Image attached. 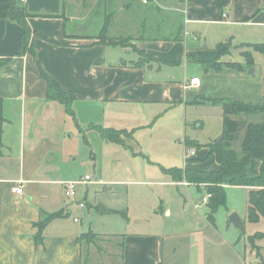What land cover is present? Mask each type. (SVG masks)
<instances>
[{"label":"crops","instance_id":"0c3cea01","mask_svg":"<svg viewBox=\"0 0 264 264\" xmlns=\"http://www.w3.org/2000/svg\"><path fill=\"white\" fill-rule=\"evenodd\" d=\"M18 1L31 14L28 23L33 31L31 43L36 58L73 98V115L63 103L45 97L46 83L30 54L14 56L0 68L5 118L0 146V264H264V243L255 241L261 255L258 258L248 239L236 234L225 235L207 220V224L184 221L174 231L167 228L161 232L125 233L118 236V242L95 232L101 243L81 241L84 226L70 217L69 206L54 198L57 184L64 194L66 179L59 178L67 175L63 147L56 138L65 115L76 118L77 111L82 110L89 119L93 117L85 127L101 125L95 123L97 118L104 120L106 127H116V120L130 116L126 112L138 110L142 118L143 108L151 116L165 106L178 107L190 102L220 101L221 98L264 102L263 65L254 80L233 68L205 70L203 62L214 58L218 50L214 55L205 45L196 47L185 37L188 21L264 27V0H183L182 16L174 7L161 10L154 5L153 18L144 10L125 22L123 29L133 36L130 42L136 49L121 44H102L97 34L67 31L65 19L71 18L69 22L79 27L88 21L90 12L81 11L76 18L74 15L69 18L67 0ZM71 1L76 4V0ZM150 2L152 0L146 3L142 0L144 5ZM80 4L85 5L84 0ZM108 14L111 17L107 35L120 36L115 34L122 33L123 29L112 27L117 14ZM176 16L179 19L177 32L168 37L167 30L175 29L172 20ZM21 31L16 22L0 18V58L15 54ZM191 37L194 41L198 39L196 34ZM118 47L120 50H116ZM140 52L151 59L133 66L141 62ZM177 59L201 64V74L192 76L199 77L198 86L184 88L189 80H176L177 72L164 68L167 62ZM221 82L232 89H225V93L218 94L221 96L206 95L210 84ZM203 151L205 153V149ZM210 159L214 161L213 157ZM215 168L214 161L211 169ZM56 176L60 177L56 179ZM18 182L23 184L21 195L11 191ZM70 200L75 201V198ZM78 202L75 201L76 207ZM163 212L168 214V209ZM46 213L59 214L46 222L41 231L42 243L36 244L35 223ZM104 242L110 246L102 245Z\"/></svg>","mask_w":264,"mask_h":264},{"label":"rangeland","instance_id":"374dc122","mask_svg":"<svg viewBox=\"0 0 264 264\" xmlns=\"http://www.w3.org/2000/svg\"><path fill=\"white\" fill-rule=\"evenodd\" d=\"M67 1L66 15L69 18L73 15L76 18L81 11L82 13L90 11L85 25L78 27L76 23L74 25L69 22L71 18L64 20L67 31L86 35H96L105 14L108 13L118 16L112 21V27L116 30L125 28L126 20H131V16L144 10L153 18L154 5H158L161 10H171L174 7L178 14L183 6V0H152L147 5H144L142 0H84L85 5L80 4L83 0H76V4L71 0ZM172 22L175 29L170 32L167 30L168 37L177 32L178 16ZM189 22L191 21L186 22V40L193 41L196 47L205 45L214 55L216 47L223 43L217 51V54H220L219 58L239 62L247 79L257 78L259 68L263 65L262 55L258 51H253L250 58L252 64L249 65L240 54L243 48V45H240L264 41V27ZM113 31L112 28L111 32ZM121 31L122 33L117 31L115 34L120 35L117 36L118 39L126 46H133L130 42L133 36L128 35L124 29ZM193 34L198 37L195 41L191 37ZM133 49L136 47L133 46ZM116 50H120V47ZM245 50L247 55L248 51L251 52V49ZM140 55L142 58L151 59L144 53L140 52ZM145 63L142 62V65ZM250 67L254 71L248 74L247 70ZM164 68L175 70L176 80L180 78L186 81L193 75L201 74V64L196 62H178L172 66L166 64ZM225 89H232V86L222 82L215 85L212 83L205 93L221 96L218 94L225 93ZM148 111L152 113V109ZM126 114L130 116L116 120L114 128L127 131L135 128L132 139L124 137L131 149L120 144L108 143L95 129L85 127L93 117L89 119L82 110L77 111L76 118L65 115L56 138L63 147V166L67 175L56 176V179L60 177V180L66 179L64 181H78L84 175L89 179L79 182L76 186V195L72 198L82 202L83 208L76 207L75 201L65 197L59 184L54 186V198L69 206L70 217H75L78 224L84 226L85 232L90 230L117 242L120 241L118 236L125 233L161 232L167 228L174 231L175 227L184 221L207 224L205 220L210 201L195 207L201 198L208 194L207 191L204 188L198 190L194 185H186L184 181H174L167 170L170 167L183 169L188 157L195 160L191 165L201 170L211 169L214 161L202 158L205 154L202 152L204 148H193L195 155H192L185 146V137L199 144L218 140L222 135L221 101L190 102L170 108L165 106L164 110L157 111L151 116H148L147 109L143 108L142 118L139 117L141 113L138 110ZM245 116L250 118L249 120H264L263 114ZM95 123L106 125L100 118H97ZM237 147L236 144L235 148L238 149ZM247 198L248 188L244 186L225 188V201L214 213V224L223 234H236L247 240L256 231L264 232L263 218L257 222L246 219ZM165 208L168 209V214H164ZM233 213L242 221L243 231L230 220ZM90 239L95 244L102 241L98 236H92ZM257 240L261 244L264 243L263 238ZM102 245L110 246L106 242Z\"/></svg>","mask_w":264,"mask_h":264},{"label":"trees","instance_id":"16d2710c","mask_svg":"<svg viewBox=\"0 0 264 264\" xmlns=\"http://www.w3.org/2000/svg\"><path fill=\"white\" fill-rule=\"evenodd\" d=\"M31 16L27 7L18 0H0V18L9 19L16 22L22 29L17 51L13 56L1 57L0 68L7 64L14 56H23L30 54L33 56L37 66L39 75L46 83L45 97L54 99L64 104L65 109L73 115L71 102L73 98L61 87L60 83L50 76L42 67L36 58V51L31 43L32 29L29 26L28 18ZM111 14L104 17L100 30L97 33V39L102 44L124 45L118 38L107 35L108 21ZM219 44L217 50L222 47ZM240 54L243 55L249 65L252 64L251 53L258 51L262 55L264 66V41L259 43H243ZM251 49L248 55L245 50ZM220 54H216L214 58L203 62L205 70L212 69L219 71L223 68H233L242 71L243 66L235 61H223ZM249 58V59H248ZM141 62H135L133 66H139L145 62V58H140ZM179 60L167 62L168 64L178 63ZM206 99V98H204ZM2 96L0 94V146L2 145V124L5 118L2 112ZM223 115H222V135L221 140H214L204 144H199L185 137V146L187 150L193 148H204L205 155L203 159L213 157L217 168L210 170H201L195 165L193 158H186V165L183 169L178 167L168 168V173L174 181H184L188 185H194L198 190L204 188L210 197L207 212V221L214 223V213L220 204L225 201V188L228 186H244L248 188V198L246 206V219L250 222H257L260 218L264 219V120H246L239 118L240 115H264V102H246L241 100H233L230 98L220 99ZM91 128L95 129L100 137L108 143L120 144L125 148L130 145L124 140V137L132 139L133 130L117 129L114 127H106L99 124H91ZM237 144V148L235 145ZM131 149V148H130ZM59 213H46L40 218L35 226L37 231L34 234L36 244H41L42 228L46 222L56 217ZM96 236L91 231L81 234L80 240L91 241L90 237ZM264 238V232L256 231L248 237L250 245L255 248V255L261 258L260 251L255 241Z\"/></svg>","mask_w":264,"mask_h":264},{"label":"built area","instance_id":"2783aa9c","mask_svg":"<svg viewBox=\"0 0 264 264\" xmlns=\"http://www.w3.org/2000/svg\"><path fill=\"white\" fill-rule=\"evenodd\" d=\"M148 0H143L144 3H146ZM199 85V77H191L189 82L187 84H184V88H189L193 86H198ZM191 154H193V150H190ZM89 177L87 175H84L81 180L78 181H73V180H68L63 182V189H64V194L66 197L72 199L76 195V186L79 184L80 181H86L88 180ZM11 191L15 194L21 195L23 193V184L22 182H18L15 185L11 187ZM210 197V194L208 193L206 196L202 197L201 200L198 202V204L195 205V207H198L199 204L205 203L208 201ZM77 206L79 208H83L84 204L82 202H78ZM77 221V219H74Z\"/></svg>","mask_w":264,"mask_h":264},{"label":"water","instance_id":"95a60500","mask_svg":"<svg viewBox=\"0 0 264 264\" xmlns=\"http://www.w3.org/2000/svg\"><path fill=\"white\" fill-rule=\"evenodd\" d=\"M253 71V68L250 67L248 68L247 70V73H252ZM221 140V137L218 139V141ZM106 210H101V212H105ZM230 220L236 225L237 228H239L241 231H243V223L242 221L237 217V215L235 213H233L231 216H230Z\"/></svg>","mask_w":264,"mask_h":264}]
</instances>
